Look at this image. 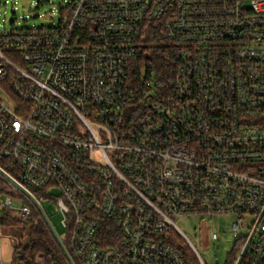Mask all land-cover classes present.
<instances>
[{
  "label": "built area",
  "instance_id": "obj_1",
  "mask_svg": "<svg viewBox=\"0 0 264 264\" xmlns=\"http://www.w3.org/2000/svg\"><path fill=\"white\" fill-rule=\"evenodd\" d=\"M65 1L57 27L0 26V160L19 179L5 171L54 203L78 264H188L184 250L205 264L177 219L199 218L206 245L222 215L249 237L264 209V0ZM159 34L169 92L144 58ZM0 180V224L27 221L29 200ZM243 264H264V214Z\"/></svg>",
  "mask_w": 264,
  "mask_h": 264
},
{
  "label": "rangeland",
  "instance_id": "obj_2",
  "mask_svg": "<svg viewBox=\"0 0 264 264\" xmlns=\"http://www.w3.org/2000/svg\"><path fill=\"white\" fill-rule=\"evenodd\" d=\"M66 4L67 1L65 0H0V26L7 29L12 27L31 28L33 26L57 27L60 22V7H65ZM3 184L0 180V186ZM14 206L18 208L21 204L17 202ZM43 207L59 236L65 238L66 231L61 225L62 217L54 209V203L43 202ZM16 221L19 220L16 218ZM200 221L199 218L192 217L177 219L176 223L191 240L205 264H226L235 243L240 238L246 237L248 230L242 229L237 233L234 232L232 227L235 221L234 216L214 217L210 222L211 230L218 233L219 238L217 241H211L210 244L206 245L202 243V235L198 227ZM195 255L199 260L198 262H201L198 255L196 253ZM42 260V254L39 253L36 257V263L43 264Z\"/></svg>",
  "mask_w": 264,
  "mask_h": 264
},
{
  "label": "trees",
  "instance_id": "obj_3",
  "mask_svg": "<svg viewBox=\"0 0 264 264\" xmlns=\"http://www.w3.org/2000/svg\"><path fill=\"white\" fill-rule=\"evenodd\" d=\"M149 44L151 48L148 50V55L144 58L147 60V62L150 63L152 69L155 71V75L159 80L157 84H162L163 87L166 86L165 88H168L167 90L169 92L175 80L176 67L173 61L170 59L168 44L162 34H159V36L154 35L153 39L149 40ZM157 84L155 83L154 86H158ZM168 96L171 95L167 94L166 98H169ZM0 167L17 178L14 175V171L6 168L5 163L1 160ZM35 196L39 198L40 195L38 193H35ZM23 202L25 204H28L32 208V214L28 218L27 222L16 221L15 216L8 212L2 219L0 224L20 227L24 230L27 238L29 239L27 245L17 246L15 248L12 260L13 264H37L36 257L39 253L42 254L43 264H69L61 247L50 232L48 226L45 224L41 213H39L29 201L23 200ZM172 236V241L168 240V243L178 248L179 246L181 247L183 242L181 241L179 235L173 234ZM247 239L248 237H243L235 243V247L230 252L226 264L236 263L237 258L242 251ZM62 241L70 252L71 256H73L72 258L75 264H78V260L70 250L71 248L69 243L68 230L66 232V237L62 238ZM184 252L186 256L185 259H187L188 264H200L195 255H193L191 252L189 253V250L188 252L184 250Z\"/></svg>",
  "mask_w": 264,
  "mask_h": 264
},
{
  "label": "water",
  "instance_id": "obj_4",
  "mask_svg": "<svg viewBox=\"0 0 264 264\" xmlns=\"http://www.w3.org/2000/svg\"><path fill=\"white\" fill-rule=\"evenodd\" d=\"M0 176L5 179L7 182H9L10 184L12 183L13 186H15L20 192L21 194L28 199L33 206L36 208V210L41 213V216L45 222V224L48 226L50 232L52 233V235L54 236L55 240L58 242L59 246L61 247L63 253L65 254V257L67 259V261L69 262V264H75L70 252L68 251V249L66 248V246L64 245L61 237L59 236L58 232L56 231V229L54 228V226L52 225V223L50 222L49 217L47 216L46 212L44 211V209L42 208V205L40 204L39 200L37 199V197L31 193L27 188H25L19 181L15 180L14 178H12L10 176V174H8L5 170H3L0 167ZM264 214V209L259 217V220L257 221V223L255 224L253 230L251 231V234L249 235L242 251L240 252V255L237 258V261L235 264H242L248 251L250 248V244L252 242V239L254 237V234L256 232V229L258 227L259 221L262 217V215Z\"/></svg>",
  "mask_w": 264,
  "mask_h": 264
},
{
  "label": "crops",
  "instance_id": "obj_5",
  "mask_svg": "<svg viewBox=\"0 0 264 264\" xmlns=\"http://www.w3.org/2000/svg\"><path fill=\"white\" fill-rule=\"evenodd\" d=\"M9 213L13 214V212ZM28 241L29 239L24 230L20 227L0 225V264H13L12 260L15 248L27 245Z\"/></svg>",
  "mask_w": 264,
  "mask_h": 264
},
{
  "label": "bare ground",
  "instance_id": "obj_6",
  "mask_svg": "<svg viewBox=\"0 0 264 264\" xmlns=\"http://www.w3.org/2000/svg\"><path fill=\"white\" fill-rule=\"evenodd\" d=\"M239 255H240V254H239ZM246 256H247V255H246ZM245 258H246V257H245ZM244 261H245V259H244ZM244 261H243V263H244ZM243 263H242V264H243Z\"/></svg>",
  "mask_w": 264,
  "mask_h": 264
}]
</instances>
